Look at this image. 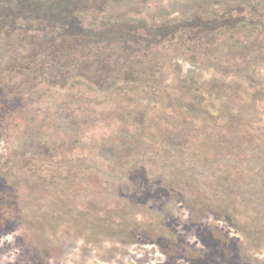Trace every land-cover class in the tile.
<instances>
[{
    "label": "rangeland",
    "instance_id": "1",
    "mask_svg": "<svg viewBox=\"0 0 264 264\" xmlns=\"http://www.w3.org/2000/svg\"><path fill=\"white\" fill-rule=\"evenodd\" d=\"M169 1L127 16L181 17H157ZM217 2L264 24V0ZM119 4L107 10L122 16ZM86 6L64 9L72 30L109 20ZM234 31L215 33L222 54L242 47ZM46 54L21 98L0 88V264H264V46L219 68L169 58L157 91L169 84L172 98L160 102L125 97L118 82L96 97L91 80L60 78L74 62L50 72Z\"/></svg>",
    "mask_w": 264,
    "mask_h": 264
},
{
    "label": "trees",
    "instance_id": "2",
    "mask_svg": "<svg viewBox=\"0 0 264 264\" xmlns=\"http://www.w3.org/2000/svg\"><path fill=\"white\" fill-rule=\"evenodd\" d=\"M81 1L87 3L83 10L104 13L109 20L103 21L96 30L83 25L77 31L72 30L77 21L69 15L70 12L67 17L64 9L68 11L67 8ZM217 1L170 0L168 9L162 10L157 17H170L173 13H179L181 17L168 18L160 23L127 16L129 12L147 11L151 0H9L5 2L7 6L2 2L0 9L9 7L11 14L6 15L2 19L5 22L0 23V88L11 85L13 91H10V97L21 98L26 85L40 74L30 69V64L43 66L42 58L45 55L42 54L46 52L54 62L47 65L50 72L54 64H62L67 71L69 66L66 62H74L72 69L60 78L68 82L72 78L91 80L96 85V93H99L95 94L96 97L110 95L114 83L118 82L122 83L120 91L125 97L136 91L139 94L151 92L158 95L150 98L142 94L143 98L148 97L153 102L165 98L170 100L172 97L167 96L169 84H163L157 91V85L166 80L169 58L181 56L196 67L210 69L219 68L223 57L233 60L239 57L237 53L241 58L245 54L252 57L263 49L264 24L245 17L232 19L230 5H226L227 11L224 13L212 8L213 4H219ZM119 3H127L122 16L107 10L110 4ZM43 10L50 15L41 14ZM222 27L235 29V35L240 36L242 49L226 50L222 54L221 42L217 38L215 40V33ZM247 28H254L255 44L247 39L246 36H252ZM25 40L26 45H32L29 52H22L21 48L26 46ZM18 45L23 46L17 48ZM1 47L5 48L6 53L7 50L11 53L4 57ZM45 72L49 70L45 68ZM133 82L142 85L143 92L135 89ZM50 83L60 88L57 80Z\"/></svg>",
    "mask_w": 264,
    "mask_h": 264
}]
</instances>
